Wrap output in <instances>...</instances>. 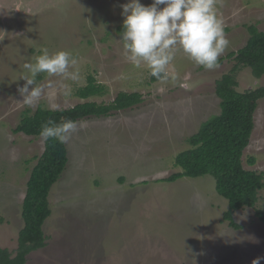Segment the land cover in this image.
Listing matches in <instances>:
<instances>
[{
    "label": "rangeland",
    "instance_id": "374dc122",
    "mask_svg": "<svg viewBox=\"0 0 264 264\" xmlns=\"http://www.w3.org/2000/svg\"><path fill=\"white\" fill-rule=\"evenodd\" d=\"M128 2L0 0V248L12 252L17 246L26 183L44 151L41 137L13 132L22 112L110 103L125 92L141 94L142 101L108 117L77 121L84 126L65 143L66 167L48 196L47 246L32 252L27 264H252L257 257L264 264V224L252 209L233 213L240 226L234 230L210 176L159 181L180 172L173 162L189 148L186 138L220 112L214 82L233 62L207 70L178 49L164 76L152 82L146 65L137 68L123 54L117 28ZM216 8L230 42L220 57L246 44V26L264 31V0H216ZM45 48L50 54L70 51L82 79L65 81L72 85L65 96L59 77L39 74L45 94L29 108L18 91L26 83L20 77L27 74L24 64ZM88 75L108 93L79 99L76 90ZM237 78L239 91L264 86V76L254 83L249 69ZM253 121L243 165L264 173V98ZM250 157L256 159L252 166ZM258 197L264 211V189Z\"/></svg>",
    "mask_w": 264,
    "mask_h": 264
},
{
    "label": "trees",
    "instance_id": "16d2710c",
    "mask_svg": "<svg viewBox=\"0 0 264 264\" xmlns=\"http://www.w3.org/2000/svg\"><path fill=\"white\" fill-rule=\"evenodd\" d=\"M246 29L249 34L246 44L218 59V66L224 61L233 62L231 69L214 82V92L220 99V112L203 122L195 134L186 138L189 148L180 152L173 162L174 168L180 169V172L159 180L174 182L181 178L210 176L214 180L216 193L227 202L223 218L234 230H239L240 226L232 219V215L243 209H252L259 222L264 224V211L257 208L258 193L264 189V173L246 170L243 165L244 151L249 146L254 129V112L258 101L264 98V86L239 91L237 78L244 69H249L255 80L264 76V31H259L255 25H248ZM117 31L121 37L123 25ZM159 79L151 75L152 82ZM107 93L108 89L97 83L91 75H88L86 85L76 90V96L82 100L102 97ZM141 101L139 93L121 92L110 103L85 102L57 111L40 106L33 113L24 110L13 132L40 137L41 126L48 120L59 124L67 119L79 121L91 117H108L114 112L132 108ZM255 161V157H250L248 164L252 166ZM66 163L65 144L54 139L44 142V151L26 183L21 205L23 226L18 232L17 246L12 252L0 248V264H27V257L32 252L47 246L48 238L43 225L51 215L48 196Z\"/></svg>",
    "mask_w": 264,
    "mask_h": 264
},
{
    "label": "clouds",
    "instance_id": "9594fccd",
    "mask_svg": "<svg viewBox=\"0 0 264 264\" xmlns=\"http://www.w3.org/2000/svg\"><path fill=\"white\" fill-rule=\"evenodd\" d=\"M122 15L120 41L125 59L137 68L146 65L151 75L158 79L166 73L178 49L197 65L213 70L230 43L223 20L217 13L216 0H153L149 6L140 0H129L122 6ZM77 65L78 61L70 51L50 54L48 49H43L34 63L23 66L27 74L20 78L26 83L18 89L23 104L34 108L45 94V88L36 82L41 73L59 77L63 94L70 96L72 85L65 81L80 82L82 77ZM51 110L60 109L53 104ZM83 126L82 122L71 119L59 124L48 120L41 126L40 137L45 143L54 139L65 144ZM261 259L255 258L252 264H260Z\"/></svg>",
    "mask_w": 264,
    "mask_h": 264
},
{
    "label": "flooded vegetation",
    "instance_id": "af4514ba",
    "mask_svg": "<svg viewBox=\"0 0 264 264\" xmlns=\"http://www.w3.org/2000/svg\"><path fill=\"white\" fill-rule=\"evenodd\" d=\"M251 75V74H250ZM252 77V76H251ZM252 79H254L253 77H252ZM258 82V80H255L254 79V83H257ZM249 88H252V87H249Z\"/></svg>",
    "mask_w": 264,
    "mask_h": 264
}]
</instances>
